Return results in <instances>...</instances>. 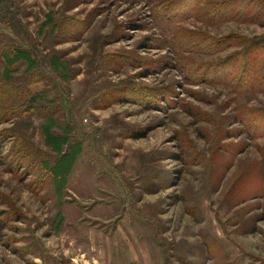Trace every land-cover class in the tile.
<instances>
[{"label": "rangeland", "instance_id": "374dc122", "mask_svg": "<svg viewBox=\"0 0 264 264\" xmlns=\"http://www.w3.org/2000/svg\"><path fill=\"white\" fill-rule=\"evenodd\" d=\"M0 264H264V0H0Z\"/></svg>", "mask_w": 264, "mask_h": 264}]
</instances>
